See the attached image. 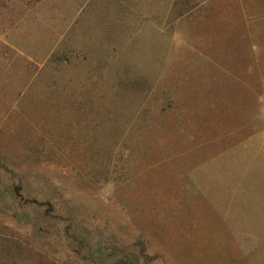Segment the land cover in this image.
Returning <instances> with one entry per match:
<instances>
[{"label":"rangeland","instance_id":"374dc122","mask_svg":"<svg viewBox=\"0 0 264 264\" xmlns=\"http://www.w3.org/2000/svg\"><path fill=\"white\" fill-rule=\"evenodd\" d=\"M0 264H264V0H0Z\"/></svg>","mask_w":264,"mask_h":264},{"label":"crops","instance_id":"0c3cea01","mask_svg":"<svg viewBox=\"0 0 264 264\" xmlns=\"http://www.w3.org/2000/svg\"><path fill=\"white\" fill-rule=\"evenodd\" d=\"M260 63V61H258Z\"/></svg>","mask_w":264,"mask_h":264}]
</instances>
